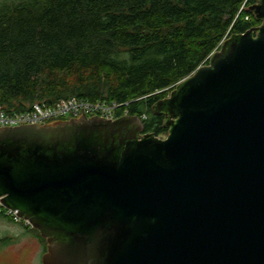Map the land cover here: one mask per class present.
Segmentation results:
<instances>
[{
    "label": "water",
    "instance_id": "obj_1",
    "mask_svg": "<svg viewBox=\"0 0 264 264\" xmlns=\"http://www.w3.org/2000/svg\"><path fill=\"white\" fill-rule=\"evenodd\" d=\"M248 10L261 24L152 106L166 137L83 109L0 125V199L43 264H264V0Z\"/></svg>",
    "mask_w": 264,
    "mask_h": 264
},
{
    "label": "trees",
    "instance_id": "obj_2",
    "mask_svg": "<svg viewBox=\"0 0 264 264\" xmlns=\"http://www.w3.org/2000/svg\"><path fill=\"white\" fill-rule=\"evenodd\" d=\"M257 1L0 0V105L14 113L73 97L117 102V116L126 110L165 137L154 103L226 38L260 25L248 10Z\"/></svg>",
    "mask_w": 264,
    "mask_h": 264
},
{
    "label": "built area",
    "instance_id": "obj_3",
    "mask_svg": "<svg viewBox=\"0 0 264 264\" xmlns=\"http://www.w3.org/2000/svg\"><path fill=\"white\" fill-rule=\"evenodd\" d=\"M122 107L121 103L106 101H91L76 97L62 99L55 104L49 105L45 102H36L30 110L24 112L7 113L0 105V125H19L23 123H37L42 121L60 119L67 116H75L81 109L88 116L99 115L107 119L117 118V109ZM128 112L125 110V115ZM145 117V116H144ZM0 215L12 217L17 222H24V218L18 215V210L5 206L0 199ZM26 221V220H25ZM26 223H28L26 221Z\"/></svg>",
    "mask_w": 264,
    "mask_h": 264
},
{
    "label": "rangeland",
    "instance_id": "obj_4",
    "mask_svg": "<svg viewBox=\"0 0 264 264\" xmlns=\"http://www.w3.org/2000/svg\"><path fill=\"white\" fill-rule=\"evenodd\" d=\"M27 224L25 220L14 222L7 217H0V236L11 237L9 243L0 244V264H43L41 257L45 245L42 236L30 224L27 228Z\"/></svg>",
    "mask_w": 264,
    "mask_h": 264
},
{
    "label": "flooded vegetation",
    "instance_id": "obj_5",
    "mask_svg": "<svg viewBox=\"0 0 264 264\" xmlns=\"http://www.w3.org/2000/svg\"><path fill=\"white\" fill-rule=\"evenodd\" d=\"M91 117V116H90ZM118 117H120V116H118ZM38 237V236H37ZM46 240V239H45ZM46 242H47V240H46ZM46 250H47V244H46V248H45V251L44 252H46Z\"/></svg>",
    "mask_w": 264,
    "mask_h": 264
}]
</instances>
